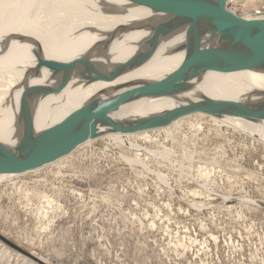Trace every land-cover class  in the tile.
Returning <instances> with one entry per match:
<instances>
[{"label": "rangeland", "instance_id": "obj_1", "mask_svg": "<svg viewBox=\"0 0 264 264\" xmlns=\"http://www.w3.org/2000/svg\"><path fill=\"white\" fill-rule=\"evenodd\" d=\"M221 120L104 135L1 180L0 235L36 258L0 238V264H264V140Z\"/></svg>", "mask_w": 264, "mask_h": 264}, {"label": "bare ground", "instance_id": "obj_2", "mask_svg": "<svg viewBox=\"0 0 264 264\" xmlns=\"http://www.w3.org/2000/svg\"><path fill=\"white\" fill-rule=\"evenodd\" d=\"M194 1L214 13L217 11L208 0ZM230 1L227 7L233 11ZM151 13L127 0H0V141L13 147L19 137L35 136L94 98L112 97L113 91L101 92L109 85L120 83L130 88L180 68L192 55L193 47L184 42L183 34H174L160 42L148 62L112 84H83L72 79L49 93L55 80L49 78L47 67L53 60H72L76 65L92 60L107 71L117 64L142 58L148 50L145 40L153 32L125 27L156 22ZM154 18L160 19L157 15ZM192 83L193 89L182 96L141 98L122 105L110 116L124 121L161 114L186 99L212 98L239 106L264 104V66L208 71ZM44 84L45 88H41ZM221 121L264 140V120L224 117ZM15 175L19 174H0V181Z\"/></svg>", "mask_w": 264, "mask_h": 264}, {"label": "water", "instance_id": "obj_3", "mask_svg": "<svg viewBox=\"0 0 264 264\" xmlns=\"http://www.w3.org/2000/svg\"><path fill=\"white\" fill-rule=\"evenodd\" d=\"M131 5L148 8L156 22L137 23L125 28L152 31L144 43L146 54L132 61L102 70L92 60H53L47 67L49 78L55 80L49 93L72 79L83 84L102 81L114 83L126 72L148 62L160 42L168 36L183 34L185 43L193 47L192 55L178 69L158 80H149L125 88L112 84L101 92L113 91L109 98L96 97L68 113L60 121L42 129L35 136H21L13 146L0 141V174H22L53 163L80 145L111 133L137 134L166 128L177 120L197 113L218 118L237 117L249 121L264 120V104L239 106L233 103L202 98L186 99L161 113L144 117L114 120L110 114L122 105L145 97L182 96L193 89V80H200L208 71L228 72L236 69L264 66V18H245L228 9V0H208L216 6V13L194 0H127ZM157 15L160 19L154 18ZM41 46L40 43L37 44ZM40 69L36 72L39 76ZM45 84L41 88H45ZM45 91H48L45 89ZM44 91V92H45ZM106 128L105 131H101ZM16 176V175H15ZM18 251L34 257L0 235Z\"/></svg>", "mask_w": 264, "mask_h": 264}, {"label": "built area", "instance_id": "obj_4", "mask_svg": "<svg viewBox=\"0 0 264 264\" xmlns=\"http://www.w3.org/2000/svg\"><path fill=\"white\" fill-rule=\"evenodd\" d=\"M249 15L250 18H264V4L255 7Z\"/></svg>", "mask_w": 264, "mask_h": 264}]
</instances>
